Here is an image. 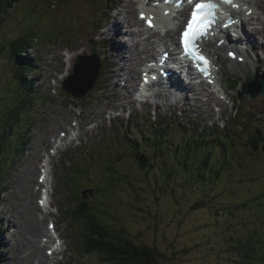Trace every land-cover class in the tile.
<instances>
[{
	"label": "rangeland",
	"instance_id": "obj_1",
	"mask_svg": "<svg viewBox=\"0 0 264 264\" xmlns=\"http://www.w3.org/2000/svg\"><path fill=\"white\" fill-rule=\"evenodd\" d=\"M111 1L113 2V0L109 2ZM116 1L117 4L115 0L113 2L115 9L108 13L107 22L109 23L112 22V20L110 21L111 17L113 18V15L122 9L121 0ZM57 3L58 5L52 7L49 0L45 3L40 0H23L16 5L15 9L8 8L1 12L0 36L5 40L6 45L10 40L17 39L20 32L27 33L30 30H36L35 35L39 36V39L30 42L26 54L27 57L34 59L35 64L32 72L26 74L27 79H34L35 93L29 94L32 104L28 107L27 114L25 110L19 112L18 117L24 121L21 126L20 122L15 125V128L20 126L19 131L12 133L15 135L12 140L13 144H11L13 147L8 149L9 152H13V155L11 154L8 161L3 163V168L0 171V264H33L37 261L34 247H29L26 244L32 238L30 233L33 229L31 225L34 217L38 219L41 215L40 211L37 213L33 209L29 199L32 189L37 191L38 183L41 182L39 176L42 169L40 168L41 171L39 170L35 176L33 168L36 165L40 167V164L42 167L45 154L53 152L55 153L51 162L55 163L56 181H53L54 204L50 212L54 216L49 215L50 218L46 216L43 226L46 231V223L49 226V222L52 220H60L63 230L61 235L64 237L63 244L66 252L65 255L58 254L56 258L54 257L55 264H99L95 253L84 254L75 251L77 235H84L83 230L80 229L83 226L77 218H74L76 220L73 221L67 218L62 209L73 211L69 195L77 196L78 193L80 194L78 197L82 199L85 189H92L93 194H89L87 198H83L84 200L90 202L95 198L96 190L91 186L106 179V173L109 172L103 162L109 159L115 162L119 153L126 151L127 133L130 138L142 139V134L138 133L136 125L142 126L143 129L150 132L153 120L156 119L153 106H150L147 112L143 111L146 109L145 106H136L137 113H132V109H136V107L132 108L133 103L129 99H126L125 109L114 107L115 105L119 106L121 98L128 94L120 86H115L114 72L118 69L115 60H111L113 62L111 69H107L103 65L101 76L88 93L77 97L74 101L67 96L64 83L74 72L73 64L77 61L79 54L77 53L69 62L71 58L66 60V55H63V52L66 53L65 49L69 48L74 53L85 51V49V52L92 53L95 47V52L103 61L105 53L101 52V49L109 48L111 40L110 43H103L100 41L101 37L99 39V33L103 29L99 30L96 27V21L100 17L96 9H101L108 3L107 0H58ZM255 8L256 12L264 14L261 8L256 6ZM114 20L113 18V23ZM103 22L105 23V21ZM252 22L256 23L259 29H263V25H260L259 22ZM55 28H62L63 33H59ZM49 33L53 35L49 36ZM260 39L264 41V37ZM91 40H94L93 44ZM263 45L264 43L261 46ZM227 50L225 49V52L219 50L221 53L220 60L217 62L219 65H215L218 70L220 68L222 70L223 85L228 92V98H222L224 109L221 117H219L220 111L217 110L219 107L206 103L204 94L188 95V101L185 104L162 100L160 102L163 106L157 111V115L177 123L198 116L196 125L201 128L210 126L212 121H220L221 124L228 121L235 127L236 122L242 124L246 122L245 133L250 132L253 128H260L264 132V96L259 95L253 99L249 94L244 93L248 81L251 82L255 79L251 78L256 74L264 77V51L258 48L253 49L255 53L250 55L251 58L247 63H242V61L233 63V59L230 60L227 55ZM8 57L9 55L6 53L0 58V125H2L1 115L4 110L9 105L17 103L15 85L12 81L13 64ZM110 70L112 72L108 73ZM227 75L228 78H226ZM139 79L140 76L137 77V80ZM233 80L240 82L238 89L231 87ZM121 82L122 79L118 84ZM100 85H106V87L108 85V89L112 88V91L106 89L102 93ZM226 85H229L228 88ZM241 92L243 94L240 101H236L235 95L239 98ZM193 96H197V101H203L210 105L214 115H210L203 106L200 107L202 113L199 112L196 109L197 101ZM163 101L169 105H164ZM180 107L188 110L182 112ZM236 107L239 108L237 115L234 114ZM107 108L119 109L121 115L124 110L132 109L124 113L122 123H115L114 119L111 120L107 115L102 114L103 110ZM96 113L99 116L94 118L93 114L96 115ZM77 117L80 120H77ZM176 117L182 118V120H176ZM246 118H249V121ZM78 121H80L79 126ZM91 121L96 127L87 125ZM86 125L87 129L91 128L89 131L86 130ZM237 129L242 131L240 127ZM77 133H80L81 136L78 141ZM47 137L53 140V145L50 142L46 143ZM60 138H62L63 144L59 147L60 150L56 151L55 144H59ZM72 139H75L73 143ZM173 140L178 141L177 139ZM170 145L173 146L174 142ZM161 156L162 154L156 155L157 158ZM259 157L257 154L256 159L245 163L242 170V172H246L242 176L244 178L246 176L253 185L250 187L251 189L247 188L245 193L244 199L249 202L247 206L238 210L235 207H228L234 201L242 202L241 197L244 195V193H231L228 189L227 194L223 192V209L219 213L211 212L207 208L199 210L192 208L199 194L198 190L188 185L184 176H179L174 180L170 179L167 186L165 184L160 186L161 188L168 187L165 190L168 189L170 193L167 192V194L164 189L146 186V183L154 181L156 173L150 176L140 175L137 178L139 173L128 163L129 160H125L122 163V169L125 170L127 176L126 181L124 180L126 189L122 192L123 198L121 199V206H124L121 219L138 240L159 248L166 255V258L161 260V264H232L233 258L237 254L236 251H238L233 246L234 244L239 245L238 240L244 237L239 224L241 218L249 217L251 213L257 211L259 208L257 204L264 208V199L255 200V192L264 190V154L260 159ZM243 159L241 160L243 161ZM253 162L254 164H252ZM239 175L233 176L235 181L238 180ZM128 176L140 187L141 192L138 190L140 192L138 195L132 192V188L136 187L135 183L132 185L127 183ZM82 183L86 184V187L82 186ZM231 187L239 190V184L235 182ZM253 187L256 189L255 191ZM243 189L245 190L246 186ZM73 192L74 194H72ZM116 197H118L117 194L112 197V201ZM103 199L107 201L109 198L104 197ZM39 204L38 192L34 198V205L39 207ZM262 217L264 216L262 215ZM43 218L44 216H42V222ZM214 221L218 223V226H215ZM239 228L240 230H238ZM236 230L239 233L231 237L230 235ZM259 236L264 239V230L259 233ZM255 237L258 236L255 235ZM39 239L41 240V238ZM24 242L26 243L24 244ZM50 248L51 245L46 244L44 253L47 254ZM260 250L264 251V245Z\"/></svg>",
	"mask_w": 264,
	"mask_h": 264
},
{
	"label": "trees",
	"instance_id": "obj_2",
	"mask_svg": "<svg viewBox=\"0 0 264 264\" xmlns=\"http://www.w3.org/2000/svg\"><path fill=\"white\" fill-rule=\"evenodd\" d=\"M18 2L19 0H0V27L1 12L14 8ZM61 29L55 28L59 33H63ZM35 32L36 30L20 32L19 37L10 40L7 45L0 36V58L7 53L12 61V81L15 85L17 101L15 105H9L1 115L3 119L0 125V171L3 163L8 161L11 154L13 155V152L8 150L13 147L11 144L15 135L12 133L19 131L24 121L18 117L19 112L25 110L27 114L28 107L32 104L29 94L35 93L34 79L26 78V74L32 72L35 65L34 59L26 55L30 42L39 39ZM53 33L56 35L55 32ZM52 35L49 33V36ZM239 84V81L233 80L231 87L237 89ZM65 93L72 101L75 100L71 94ZM235 111L238 113L237 108ZM158 119L153 123L154 126L150 132L137 128L138 133L142 134V139L130 138L127 134L126 151L119 153L115 162L110 159L103 162L109 172L106 173V179L91 186L96 190L95 198L89 202L83 198L80 199L78 193L77 196L69 195L74 210H65V213L70 218H77L83 226L80 229L83 230L84 235H79L77 238L78 249L84 254L95 253L99 264H161V260L166 258L159 248L145 244L132 235L121 219L122 210H124L121 199L122 192L126 189L124 180L127 176L122 169V163L125 160H129L128 163L139 173L137 178L140 175L150 176L156 173L154 181L146 183L148 188L165 190L168 187L160 186L163 184L167 186L170 179L184 176L188 185L198 190L199 196L192 205L194 210L207 208L211 212L219 213L223 209V192L227 194L228 189L231 193H244L241 197L242 202L234 201L228 207H235L238 210L249 203L244 199L245 193L247 188L253 185L246 176L245 178L242 176L246 173L242 170L245 163L256 159L257 154L260 156L259 159L264 154V132L260 128H253L245 133L246 122H244L243 130L238 131L239 122L235 123L236 127L226 121L216 127L210 125L201 128L198 127L199 125L195 127L192 122L172 124L169 120H162L160 116ZM18 122L21 124L15 128ZM172 142H174L173 146L170 145ZM159 154L162 156L157 158L156 155ZM236 174H240L237 181L233 178ZM233 182L239 184V190L231 187ZM127 183L132 185L135 181L128 176ZM135 185L132 192L138 195L141 189L137 183ZM82 186L86 187V184L82 183ZM78 188L77 186V190ZM253 190L256 189L253 187ZM167 192L170 193L168 189L165 190V193ZM255 193V200L264 199V190ZM116 194L118 197L112 201V197ZM104 197L109 199L106 201ZM257 205L259 207L257 211L251 213L249 217L241 218L239 224L244 237L238 240L239 245L233 246L238 251L232 264H264V251L260 250L264 245V239L259 236V233L264 230V217H262L264 208L260 207V204ZM214 222L215 226H218V223ZM238 233L239 231L236 230L230 236Z\"/></svg>",
	"mask_w": 264,
	"mask_h": 264
},
{
	"label": "bare ground",
	"instance_id": "obj_3",
	"mask_svg": "<svg viewBox=\"0 0 264 264\" xmlns=\"http://www.w3.org/2000/svg\"><path fill=\"white\" fill-rule=\"evenodd\" d=\"M121 2H122L121 11L113 15V18L115 19L114 23H113L112 17L110 19V21L112 20V22L110 23L107 22V20L109 19V17H107V19L104 20L105 23L104 22L102 23L103 25L99 23V24H96L97 25L96 27H98L99 30L101 28L103 29L99 33L101 37V41L103 43L106 42V39H108L109 41L111 40V46H108L109 48L101 49V52L105 53L104 59H103V65L107 69H111L110 67L111 65H113V62H111V60H115L117 62L118 69L115 70L114 72L115 74L114 77L116 79L114 82L116 84L115 86L116 87L120 86L121 89L125 93H128V94L126 97L121 98V101L119 102L120 104L119 106L115 105L114 107L125 109L126 99H129L133 103L132 108L137 106V99L135 97V92L137 91L138 86H139L137 76L139 74V70L141 72V65H143L146 57L149 54H152L153 56L157 54V53H154V50L156 51V46H157L158 41L157 39L154 38V36L158 35L157 33L158 31H154V30L146 31L145 28H141V26H143L142 20H140L136 16V13L139 11L137 7V4H138L137 1L121 0ZM245 2H246L245 3L246 6H244V8L235 12V16L240 17L243 21L241 34H239V37L235 39L234 35L232 34V30H227L228 37L234 40V43H233L234 48H231L230 51L232 50L236 51V57L242 58L240 60L239 59L233 60L234 61L233 63H236V61L237 63L238 62L241 63L242 60L245 63H247V61L251 58L250 55L255 53L253 52L254 51L253 49L258 48L259 50L264 51V45L261 46L262 43H264V41L260 39L261 37H264V16L263 14L256 12V10H253L252 12H250V10L254 9L255 6L261 8L264 11L263 9L264 0H245ZM107 3H108V0H107ZM182 15H183V12H182ZM252 21L263 24V29H259V26H257L256 23H253ZM134 25H137L138 28L137 29L133 28ZM146 33H149V34L146 35ZM128 38L130 39V41L127 40ZM165 38H169L170 41L175 42L177 40L176 32L174 30L169 31L167 34V37ZM251 46L252 48L250 49ZM219 50L222 51L220 47L215 46V50L212 53L214 61H215V65H219L217 63L219 62L218 60H220V56H221V53ZM85 51H82L81 53H86ZM168 67H169L168 64L165 63L163 68L165 69ZM111 72L112 70H110L108 73H111ZM162 73L165 75L166 71L162 70ZM216 73H218L221 76V80L217 78V81H215V83L220 85L223 82L221 68L220 70H218L216 66ZM121 79H122V82L124 83L121 82V84H118V82H120ZM173 81L178 84L179 91L181 92L178 95V100L175 101L176 103L185 104L188 101V97H189L188 95L190 94H197V95L204 94L206 97L205 102L211 103V104H213L214 101L222 102L223 100L220 97L226 94V98H227V95H228V92L225 89L224 85H223V88L225 90V93L223 94L220 93L221 96L218 95L217 97H212V93L209 90L210 87L204 81H197L195 83L189 84L188 82H185V80L181 76H178V75H175L173 77ZM172 87L175 88V85L173 84ZM101 89L103 90L102 93L106 89L107 91L108 90L112 91V88L108 89V85L107 87L106 85L101 86ZM163 97L164 96L160 94L156 95L157 105L161 104L160 100H167L168 102H170L169 97L166 96L164 97L165 99ZM193 98L195 101H197V96H193ZM163 104L169 105V103L165 101H163ZM105 112L106 110L104 109L102 114H105ZM98 116H99L98 113H96V115L93 114L94 118H97ZM62 138H60L61 143H59L58 145L55 144L58 150H60L59 147L63 144ZM48 142H50L51 145H53V140L49 137L46 138V143ZM49 156L52 159L53 154L50 153ZM40 168L41 166L40 167L38 165L34 166L33 174L35 175L40 170ZM50 178H51L50 172L48 171L43 172L44 184H51ZM38 192L39 190L35 191L32 189L29 199H30V204L32 205L33 209L37 211V213L40 211L42 216H44L43 222L41 221L42 217H39L38 219L37 217H34L32 225H31L33 229H32V232L30 233L32 238L31 240H28L27 243L24 242V244L26 243L29 245V247H34V250L36 251L35 258L37 259L38 264H48L51 259L48 254L44 253L43 250L46 245L43 246L39 238H41L42 236L47 237L49 240H51L52 238V236L50 235V229L46 228V231H45L44 226H43V223L46 222V216L51 215V212L50 211L44 212L40 204H39V207L34 205V198L38 195Z\"/></svg>",
	"mask_w": 264,
	"mask_h": 264
},
{
	"label": "water",
	"instance_id": "obj_4",
	"mask_svg": "<svg viewBox=\"0 0 264 264\" xmlns=\"http://www.w3.org/2000/svg\"><path fill=\"white\" fill-rule=\"evenodd\" d=\"M100 74V63L95 55H81L74 66V72L65 80L64 88L76 97L84 96L91 89ZM244 93L250 94L255 99L259 94L264 95V80L256 76L246 84ZM243 92H241L242 97ZM83 198L93 194L92 189L83 191ZM70 220H74L72 217Z\"/></svg>",
	"mask_w": 264,
	"mask_h": 264
},
{
	"label": "snow or ice",
	"instance_id": "obj_5",
	"mask_svg": "<svg viewBox=\"0 0 264 264\" xmlns=\"http://www.w3.org/2000/svg\"><path fill=\"white\" fill-rule=\"evenodd\" d=\"M225 4H232V0H223ZM189 8V17H185L183 24V31L179 34L178 41L182 43L186 50L195 51L192 48L193 42L197 37L203 36L207 31V25L204 22V17L201 16L200 10L206 7H211L209 4L203 2H195V0H190ZM233 7H236L233 5ZM141 19H144V13H141ZM149 26H152V22L148 21ZM197 58L202 61L204 64H207L208 61L206 57L196 53ZM229 55H234V53H229Z\"/></svg>",
	"mask_w": 264,
	"mask_h": 264
}]
</instances>
